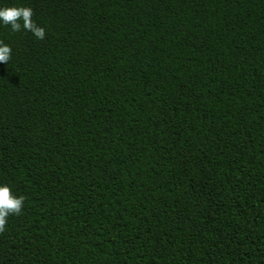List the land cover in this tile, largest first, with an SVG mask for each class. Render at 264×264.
Here are the masks:
<instances>
[{
	"label": "trees",
	"instance_id": "16d2710c",
	"mask_svg": "<svg viewBox=\"0 0 264 264\" xmlns=\"http://www.w3.org/2000/svg\"><path fill=\"white\" fill-rule=\"evenodd\" d=\"M14 2L0 264H264V0Z\"/></svg>",
	"mask_w": 264,
	"mask_h": 264
},
{
	"label": "clouds",
	"instance_id": "9594fccd",
	"mask_svg": "<svg viewBox=\"0 0 264 264\" xmlns=\"http://www.w3.org/2000/svg\"><path fill=\"white\" fill-rule=\"evenodd\" d=\"M0 25H8L12 32L23 29L36 39H43L45 35L43 26L32 19L31 7L14 0H0ZM10 54V46L0 41V63H6ZM23 200V195L14 194L7 184L0 182V231L4 229L6 217L20 213Z\"/></svg>",
	"mask_w": 264,
	"mask_h": 264
}]
</instances>
